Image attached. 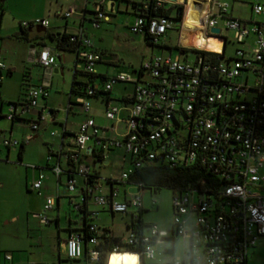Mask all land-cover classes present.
I'll return each instance as SVG.
<instances>
[{
    "label": "built area",
    "instance_id": "built-area-1",
    "mask_svg": "<svg viewBox=\"0 0 264 264\" xmlns=\"http://www.w3.org/2000/svg\"><path fill=\"white\" fill-rule=\"evenodd\" d=\"M104 1L92 2L91 22L94 26L98 18L107 19L102 9ZM188 1H134L143 8L152 5L169 11L148 18L134 13L128 29L135 33L147 32L150 41L157 43L158 36L167 28L177 27L181 31ZM190 3L193 10L201 12L199 24L189 27L190 32L197 29L206 36L219 38L220 49L180 44L194 50L192 60L182 56L183 52L154 53L142 58L137 68L121 69L107 75L100 87L104 91H109L116 82L132 84L126 104L108 105L104 109L107 119L123 122L115 135L107 133L111 129L109 125L96 124L89 113L87 97L94 93L96 85L88 84L84 95L74 96L73 102L86 115L72 133L71 146L58 152L64 164L58 160L49 164L56 186L64 184L67 191L77 188L75 195L67 196L78 214L75 221L78 227L69 230L63 240L68 259L85 255L87 262L93 264L103 257V264H106L110 252L124 251L123 246L131 245L136 249L126 251L136 255V263L150 264L148 260L153 259L157 246L163 244L164 250L170 251L173 235H178L186 243L184 256H172L165 264H246L250 248L264 235V0L249 1L251 13L256 15L249 19L232 15L225 0H190ZM130 7L132 12H138L132 2ZM174 9L176 13H173ZM73 11L74 8L69 6L62 14L67 16ZM219 21L228 35L220 33ZM21 24L47 26L48 20L36 16L22 20ZM213 26L219 31L211 32ZM68 39L76 45L78 64L73 68L93 72V65L101 56L92 48L89 37L78 32L69 34ZM233 41L241 46H236L233 53L226 56V46ZM211 52L221 56H213ZM28 54L30 60L41 65L43 73L37 84L28 86L25 103L38 106V98L47 94L57 61L46 45L38 50L31 46ZM5 67L0 57V70ZM9 105L6 116L12 118L14 104ZM120 110L125 112L121 117ZM49 112L48 107L40 105L37 118L27 122L29 130L23 141L32 137L39 121ZM91 138H95L96 149L101 155L110 147L122 148L129 155V165L120 171L117 179L105 178L110 184L128 182L130 173L146 162L187 166L195 160L206 165L223 182L211 191L196 188L175 191L171 199L172 223L169 229L159 228L151 221H144L141 226H128L125 235L106 251L97 247V234L101 231L93 221L97 211L88 209V200L112 212L128 213L133 218L137 209L142 207L141 191L144 187L131 182L138 192L125 196L122 201L115 199L116 187L105 192L102 180L92 171V164L84 161L86 143ZM0 143L14 146L19 141L4 137ZM76 176L81 178L80 185ZM42 178L43 173L39 171L32 180L31 187L37 192ZM57 196L58 191L46 194L43 210L33 213L40 223L49 221L45 211L53 207ZM82 227L90 233L87 238L83 237ZM167 241L169 244H165ZM85 243L90 246L83 248Z\"/></svg>",
    "mask_w": 264,
    "mask_h": 264
},
{
    "label": "rangeland",
    "instance_id": "rangeland-1",
    "mask_svg": "<svg viewBox=\"0 0 264 264\" xmlns=\"http://www.w3.org/2000/svg\"><path fill=\"white\" fill-rule=\"evenodd\" d=\"M48 0H46L47 2ZM63 5H66L71 0H59ZM227 1L230 12L232 15L249 19L256 15L251 13L250 0H225ZM119 10L116 12H109V20L101 21L98 28L94 26L86 25L88 28L89 37L96 41L101 40L107 50L114 52L117 55L118 67L131 70L132 67H138L142 58L149 56L151 53L167 54L178 53V50L174 48V45H178L181 42L179 39V30L177 27L167 28L166 31L158 36V41L165 43L160 45L158 42L156 45H150L143 38L142 33H135L129 31L127 27L128 20H133V15L127 12L124 8V0L119 3ZM93 7V4H92ZM185 7V4L182 5ZM176 13V10H173ZM7 16V15H6ZM185 16V14H184ZM9 19V18H8ZM91 23V22H89ZM218 25L221 26L220 33H227L220 21ZM184 33L185 31L182 30ZM198 34V33H197ZM180 40V42H179ZM182 43V42H181ZM215 44L212 49H219L220 40L216 39L211 41V44ZM185 46L191 44L182 43ZM198 44V40L196 42ZM164 45H168L171 48H167ZM236 46H241L237 42H228L225 55L233 53ZM182 56L186 55L188 60H192L194 51L188 48ZM71 53L67 52V61L63 63V70L53 73L52 87L50 89L48 103L52 104L55 108L59 109L58 117H61L59 122L63 121L64 106L67 105V89L71 77ZM24 59L22 65L31 67L32 64ZM103 65L102 63H96L95 67ZM18 72L13 73V77L17 76ZM127 85L128 82H116L113 87L114 93H119L122 85ZM5 89L12 97L22 96L21 89L18 90L16 86H12L8 83L5 85ZM115 95V94H114ZM17 97V98H18ZM90 105H96L97 112L94 114L95 119L98 122H103L99 118V114L103 111V104L99 101V98L88 96ZM6 101H3V108H6ZM73 112H69L67 116V126L72 128L77 121L83 118V110L78 105H72ZM103 114V113H102ZM103 117V116H102ZM3 121L5 134L10 135V138H15L18 141L22 140L20 125L13 126V131L9 132L10 120L1 117ZM41 124L38 135L24 142L21 158L17 157L18 144L11 145L9 152L6 153L5 146L0 145V254L2 253H22L20 254L21 264H56L59 258V264H82V260L68 259L65 257V253L60 247V243L57 240L58 236L55 234L56 226L51 222L48 227L46 224L40 223L38 219L33 216V212L39 209L41 195L37 190L31 187L32 180L37 176L39 171L48 175V179H42L41 191H44L46 185L48 193H56V183L51 179L54 175L49 168H46V163H52L55 161L56 156L50 154L48 148L55 146L57 150L59 147L61 125L60 123ZM56 130V132H55ZM54 131L55 133H52ZM112 134V132H110ZM107 154V162L101 161L97 165L99 166L98 173L100 179L104 185H106L105 178L117 179L120 171L127 168L129 165V155L123 152L122 148H113L105 150ZM49 157V158H48ZM124 159V160H122ZM87 162H90V158H86ZM64 179V176L61 177ZM118 193L115 195L118 199H123L124 196L130 197L134 192H138V189L134 183L122 182L116 184ZM60 190L64 193H68L59 198V236L62 239L65 235V231L68 225L69 219H77L78 214L72 209L71 204L68 202V195L73 194L74 191H67L64 184L59 185ZM107 190V189H106ZM264 192V183L263 190ZM43 195V194H42ZM142 217L144 221L155 222L159 228L169 229L172 223V209L171 199L172 190L167 186H159L154 192L150 190L141 191ZM154 199V202L151 200ZM88 209L96 210V216L93 221L100 227L102 225H108L113 228L115 232L123 233L125 235V229L123 227V220L126 215H122L120 212H116L111 215L110 212L102 205L93 202L91 199L87 203ZM131 208V207H130ZM55 211V209H53ZM127 218V217H126ZM76 221V220H75ZM71 225L77 224L73 220ZM125 231V232H124ZM122 234V235H123ZM165 244H169L167 241ZM186 250V243L178 235H173L172 249L170 251L164 250L163 244L157 246L154 257L148 260L152 264H165L170 257L180 256L183 258ZM29 251H32L29 254ZM246 264H264V236L258 239L255 243L253 250L249 252Z\"/></svg>",
    "mask_w": 264,
    "mask_h": 264
},
{
    "label": "crops",
    "instance_id": "crops-1",
    "mask_svg": "<svg viewBox=\"0 0 264 264\" xmlns=\"http://www.w3.org/2000/svg\"><path fill=\"white\" fill-rule=\"evenodd\" d=\"M132 1H138V0H124V5H125L124 9L133 15L132 9L130 7ZM92 2H93V0H71L66 5H63L61 3V1H59V0H48L47 2H46V0H0V6H1V11H0V57L6 65V67L4 69L0 70V72L2 73V78L0 80V141L4 137H10V135L5 134V129H3L4 124H3V121H1V117L4 116L5 119L10 120L9 132L13 131V126L20 125L19 127H21L20 128L21 134H22V137L24 138V135L29 130V128L27 127V122L31 119H36L38 116L40 105H44L48 108H51L52 110H50L49 115L45 119L39 121V126L33 132L32 137L30 139H33L38 135L41 124L43 122H46L45 124H47V123L49 124V122L60 123L61 133H60L59 147L56 150L55 146H52V147L50 146L48 148V150L51 154H53V152H55L54 153V155L56 156L55 160H58L61 164H64V161L62 160L63 157H61L58 152H63L71 146L72 133H73V131H75L77 123L85 117L86 112L82 111L84 117L81 118L79 121H77L72 128L67 126L68 113L73 112V106L72 105H76V103L73 102L75 100L74 96L69 93L70 92V83H71L72 73H73L72 69H71L70 82H69L68 89H67V102L68 103L66 106L63 107L64 108V117H63L62 122H59L61 120V117L60 116L58 117L59 109L55 108L52 104L48 103V97H49L50 89L52 87L53 73H55L57 71L62 72L63 63H65L68 59L67 52H70L72 55L71 60H70L72 68L74 65L77 66V64H78V62L76 61L75 50L67 49V47H65V45H63V47H61V48L56 47V44H57L56 38L60 37L61 34H67L68 35V34H73V33H78V32H81L82 34H85L86 36L89 37V33L87 32L89 28L86 25L94 26L91 22L92 21L91 19L93 17ZM120 2H121V0H105L102 3V9L104 10L105 14L107 15V19L98 18L97 25H95L94 27L98 28L101 21H106V20L108 21L109 16H110L109 12L113 13V12H116L117 10H119L118 5ZM69 6H72L74 8V11L70 15L64 16L62 14V12ZM36 16L44 17L48 20V25L42 26L43 30L40 33L34 32L35 27L38 25H34V24L22 25L21 24L22 20H30ZM89 22H91V23H89ZM126 22H127L126 24L128 27V25L132 22L131 17H130V20H128ZM39 26H41V25H39ZM183 26L180 27L181 31L183 29ZM181 31L179 32V39H180V36L182 35ZM50 35L52 37H50ZM89 39L91 41L92 48H95L98 51L104 52L103 55H101V58L99 60L95 61L94 65H93L94 72L104 73L106 75H109V74H112L118 70L123 69V68L118 67L119 65H118V61H117V55L114 52L107 50V48L105 47V44H103L101 40L96 41L95 39H92L90 37H89ZM180 40H179V42H180ZM158 43L160 45L165 44V43H161L159 41H158ZM180 44H182V43L181 42L178 43V45H180ZM42 45L48 46L50 48V50L55 54V56L59 55L60 58L56 59L57 65L52 70V73L50 76V84L47 88V94L45 96H40L38 98V102L40 105L31 106V105H27L25 103V101H21L22 100L21 98H24V99L26 98V91H27V88L29 85L37 84L39 82V79L42 76L43 70H42V67L40 64L29 59L28 50L31 46H34L38 50ZM164 46L166 47V45H164ZM51 47H54V49H51ZM104 55H109L110 58H103L102 56H104ZM150 55H152V53ZM24 57H25V60L29 61L32 64L31 67H27L25 64L22 65L24 63V59H23ZM96 63H102L103 65H98L99 67L97 68V67H95ZM139 64H140V62H139ZM134 68H137V67H132V69H134ZM125 70H128V69H125ZM15 72H18L17 76L15 78L11 79V77H13V73H15ZM23 78H25V80ZM23 81H25V83L22 84ZM6 83L12 85L13 87L16 86L18 90L21 89L22 96H20V97L17 96L18 98L17 97L13 98L12 95L9 94L7 92V90L5 89ZM114 85H115V83L112 85V87L110 88V90L108 91V93L106 95L93 96L95 98H99L100 99L99 101H101V103L104 105L103 111L99 114L100 115L99 118L101 117L102 119L101 118L100 119L103 120V122H98L95 119L96 117L94 114L97 112L96 105H90L89 113L93 117L96 124H98L99 126L109 125L111 127V129H108L107 133L110 134V132H112V134L115 135V132L122 128L123 122H122V120L107 119L104 116V109L108 105L110 106V105L126 104L129 100L128 97L132 91V84L129 83V87L125 84L122 85L121 90L118 94L113 92ZM4 100L6 101L5 102L6 108H3V101ZM8 101H18V103L14 104V106L12 107L13 112H14V116L12 118H8L6 116V114L10 110V108H9L10 105H9ZM124 114H125L124 110H120L119 116L121 117ZM63 131H65V132L63 133ZM55 132H56V130H55ZM55 132L52 131V133H55ZM23 138L19 142H26V141H23ZM0 145H1V143H0ZM97 146L98 145H97L95 138L89 139L86 143V154L84 156V161L88 164H92V168L93 167L95 168L94 163H95L96 159L93 162V159L95 157L91 154V152L95 151ZM10 147L11 146H5L6 153L9 152ZM23 147H24V144H23ZM0 148H1V146H0ZM113 148H117V147H110L107 150L113 149ZM21 155H22V152H21ZM21 155H20V158H21ZM17 157H18V150H17ZM88 157L90 158V162L86 161V158H88ZM107 157L108 156H107V154H105V151H104L102 157L99 158L98 163L101 161L107 162L108 161ZM122 160H124V159H122ZM49 164H51V163H46V168H49ZM98 167L99 166L96 165V168H95L96 169V175L100 178L99 173H98L99 171L97 169ZM43 178L48 179V175L43 173ZM76 178H77V184L80 185L81 184V178L79 176H76ZM51 179H53V181H55L54 176ZM117 183H119V182H114L113 184L106 182V185H104V191L108 192V189L110 187H116L117 193H118V188L116 186ZM120 183H122V182H120ZM41 185H42V180H41ZM41 185H40V189H39V194L41 195L40 205H39V209L35 212H39V211L43 210L44 196L46 194H52V193H48V191H47L48 187L46 185L44 186V188H45L44 191H41ZM55 190L58 191V196L55 198V202H54L53 207L51 209H48L45 211V213L49 217V221L46 223H43V224H46L47 227L51 222H53L55 224V226H56L55 234L58 236L57 240L60 243V247H61L62 251L64 252L63 240L67 236L66 233L69 232V230L77 228L78 224H75V226L71 225L70 222L72 220L75 222L76 219L70 220L69 219L70 217H68V225H67V228L65 231V235L63 236L62 239L60 238V236H59V230H60L59 229V227H60L59 226L60 225V223H59V218H60L59 217V202H60L59 198L63 195L66 196V194H68V193L65 194L64 191L60 190L59 186H56ZM143 190H145V188ZM124 197H123V199H124ZM115 199L119 200V201L123 200V199H118L117 197H115ZM102 208L105 209L106 207H102ZM53 209H55V211H53ZM35 212H33V213H35ZM109 212L111 215L116 213V212H111V211H109ZM122 215H126V217H127V218L125 217L123 220V227L126 231V229H127L126 225L129 222L130 214L122 213ZM98 227H99L100 231H102V228H104V229L106 228L107 233L118 236V237H122L124 235L123 233H122L123 234L122 235L121 233L115 232L113 230V228L108 226V225H102L101 227L98 225ZM262 236H264V235H262ZM262 236H260L259 238H261ZM258 239H257V241H258ZM254 245L250 248L249 252L251 250H253ZM84 246L88 248L90 246V244L85 243V245H83V248H84ZM31 253H32V251H29V254H31ZM5 254L6 253L0 254V264H21V259H20V254H22L21 252L20 253H12V254H10L9 257H6ZM248 255H249V253H248ZM80 259L83 261L82 264H88L87 257L85 255H82ZM59 260L60 259L58 258L56 264H59Z\"/></svg>",
    "mask_w": 264,
    "mask_h": 264
},
{
    "label": "trees",
    "instance_id": "trees-1",
    "mask_svg": "<svg viewBox=\"0 0 264 264\" xmlns=\"http://www.w3.org/2000/svg\"><path fill=\"white\" fill-rule=\"evenodd\" d=\"M132 4H134L135 9L138 10V12H132L133 14H138L143 16L144 18H148L149 16L157 15V14H165L169 11V9H164L163 7H153L152 5L143 8L141 5L139 6V3H135L132 1ZM150 5V4H149ZM1 11V6H0ZM50 37H52L50 35ZM69 34H61L60 37L57 39L56 47L61 48L63 45L67 47V49H73L75 50V42L69 41L68 39ZM143 37L146 40V42L150 45H156L157 43H153L150 41V35L147 32L143 33ZM196 38L194 36L187 37L183 42L188 43L191 45H194ZM182 42V43H183ZM166 47L171 48L170 46L166 45ZM174 48L178 50V52L184 54V52L189 48L185 46L180 45H174ZM193 50L192 48H190ZM194 51V50H193ZM100 56L103 55L104 52L99 51ZM213 56L220 57L221 55L217 52H211ZM106 74L104 73H98V72H87L82 71L73 68L72 73V79L70 83V94L75 95H84L85 94V88L88 84L94 87V93L88 96H98V95H106L108 93L107 91L102 90L101 84L103 80L106 78ZM25 80V78H23ZM25 83V81L22 82V84ZM21 101H25L26 99L21 98ZM10 104H16L18 101H8ZM49 110H52L49 108ZM65 131H63L64 133ZM23 144L24 142L18 143V159H20L21 152L23 150ZM91 154L95 157L93 159V162L95 159H99L102 157L99 150L96 149V151H92ZM92 171L96 173V169L93 167ZM128 182H136L140 183L141 187L149 188L150 191L154 192L156 188L159 186H167L171 188L172 194L175 191L182 192L186 190L187 188H196L198 190L205 189L206 191H211L215 187H217L220 182H223L220 177L214 173H212L209 169H207L206 165L199 163L197 160H195L193 163L187 166H168L163 163H155V162H146L143 164V166L136 168L132 173H130L128 177ZM145 209L143 207H140L137 209V213L135 217H130L128 226H141L142 223H144V219L142 217L143 211ZM112 212V211H111ZM86 217H84L85 219ZM82 234L84 238H87L89 236V232L84 227L81 228ZM107 229L102 228V231L97 234V237L99 238L97 247L105 249L106 251L111 250V247L119 241V237L109 234L106 232ZM136 247V246H135ZM122 250H129V249H136L134 246L131 245H125L121 248ZM79 259V258H78ZM103 257L99 258L95 263L93 264H103L104 262ZM90 264V263H88ZM92 264V263H91ZM148 264V263H146ZM152 264V263H150Z\"/></svg>",
    "mask_w": 264,
    "mask_h": 264
},
{
    "label": "bare ground",
    "instance_id": "bare-ground-1",
    "mask_svg": "<svg viewBox=\"0 0 264 264\" xmlns=\"http://www.w3.org/2000/svg\"><path fill=\"white\" fill-rule=\"evenodd\" d=\"M200 16H201V12L200 10H193L190 0L187 2L186 4V8H185V16H184V26L183 29L185 31V33L183 31H181V42H183L187 37L190 36H194L196 38L194 45L198 46L196 44L197 40H198V44L199 47L202 48H206V49H212V47L215 46V44H211V41L213 40H220L217 37H213V36H206L205 34L201 33L199 30H195L194 32H190L189 31V27H191L194 24H199L200 21ZM198 33V34H197ZM221 44V41H220ZM220 49V46H219ZM216 49V50H219ZM215 50V49H212ZM106 264H137L136 263V255L133 252L130 251H112L110 252V254L108 255Z\"/></svg>",
    "mask_w": 264,
    "mask_h": 264
},
{
    "label": "water",
    "instance_id": "water-1",
    "mask_svg": "<svg viewBox=\"0 0 264 264\" xmlns=\"http://www.w3.org/2000/svg\"><path fill=\"white\" fill-rule=\"evenodd\" d=\"M177 12H179V11H177ZM42 30H43V27L38 25V26L35 27L34 32H39L40 33ZM210 31L216 33V32L219 31V28L217 26H213V27H210ZM51 49H54V47H51ZM102 57L103 58H110L109 55H104ZM59 58H60V56L56 55V59H59ZM98 161H99V159L95 160V163H94L95 168H96V165H97ZM145 190H149V188H145Z\"/></svg>",
    "mask_w": 264,
    "mask_h": 264
},
{
    "label": "flooded vegetation",
    "instance_id": "flooded-vegetation-1",
    "mask_svg": "<svg viewBox=\"0 0 264 264\" xmlns=\"http://www.w3.org/2000/svg\"><path fill=\"white\" fill-rule=\"evenodd\" d=\"M68 234V232L66 233V235Z\"/></svg>",
    "mask_w": 264,
    "mask_h": 264
}]
</instances>
